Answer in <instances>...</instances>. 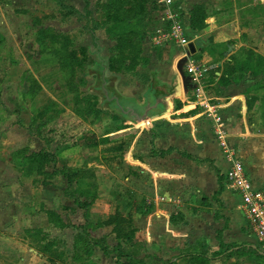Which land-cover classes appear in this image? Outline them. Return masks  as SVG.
<instances>
[{
	"label": "rangeland",
	"instance_id": "rangeland-1",
	"mask_svg": "<svg viewBox=\"0 0 264 264\" xmlns=\"http://www.w3.org/2000/svg\"><path fill=\"white\" fill-rule=\"evenodd\" d=\"M96 1L64 0L78 10L64 16L55 0H0V264H116V259L125 262L130 255L139 259L147 252L136 231L131 244L120 241L121 244L117 246V240L110 232L111 226L94 225L97 221L107 219L117 209L124 216L134 219L132 202L122 195L126 188L146 197L153 205L161 204L163 195L157 189L160 182H157L156 169L159 166L167 168L165 164L145 166L139 156L149 150L147 141L152 137L147 121L150 119L146 113L139 114L136 110L131 114L135 117L133 128L140 127L148 132L147 141L142 135L136 134V129L119 130L124 126L119 113H129L126 104L114 101L112 105L122 107L118 108L119 113L111 111L110 115L102 114L106 106L104 99L92 89L99 83L98 75L93 72L103 69L106 76L110 75L106 70V59L115 41L107 36L104 28L95 29V37L89 31L94 21H99L104 15V10ZM175 1V6L184 2L187 9L202 4L205 11L207 8L203 3L210 2ZM244 2L246 5L242 7ZM217 3L220 8L218 12L222 11L227 16L236 13L232 9L235 6L240 12V18L234 26V31L240 33V39L229 41L230 45H236L235 42L239 40L243 43L240 46L241 56L247 51L250 61L261 62L264 59V0H219ZM16 9L22 11L17 12ZM160 23L161 14L159 11L154 12L148 31H153ZM39 27H49L55 32L66 34L75 47L85 48L87 60L83 69L75 73V79L78 83L80 77L85 78V85L80 86V95L90 94L89 102L75 104L74 92L66 85L68 75L60 67L58 56L49 54L50 50L47 54L40 52L42 46L36 40ZM101 29L105 33L98 36ZM189 37L200 46L201 53L209 52L212 55V62L219 60L221 55L211 47V38L206 40L195 34ZM142 38L141 46L146 37ZM184 60L185 56L179 63L182 71ZM261 69L264 71V61ZM255 71L250 69L246 73L253 75ZM115 74L117 89H120L119 84L134 80L144 84L130 72ZM30 78L37 79L40 87L33 97L26 94ZM189 86L186 89L188 96H191L189 90L192 88ZM88 104L101 109L100 112H78L79 107L81 110ZM44 110L43 116L31 124L33 116ZM115 126L118 129L112 128ZM87 130L97 136H107L109 141L95 148L72 144L80 140ZM45 138L50 139L48 147L51 150L65 143L72 145L57 154V169L66 166L92 169L94 176L78 184L77 181L68 183L63 173L51 176L21 175L13 154L24 146L37 151L47 146ZM136 140L139 147L136 152H132V144ZM208 165L201 167L209 168ZM148 168H152V172ZM47 169L49 172L53 170L52 167ZM141 169L145 171L141 172ZM173 188L180 189V186L174 184ZM217 188L218 185L215 186ZM58 219L63 222V226L58 225ZM103 236H106L103 244L110 253H104L101 246L94 242V239ZM12 239L31 246L29 252H33L36 261L33 262V256L29 260L30 255L26 253L24 260L17 262L23 259V252L13 249L15 245ZM150 256L152 260L160 258L156 253Z\"/></svg>",
	"mask_w": 264,
	"mask_h": 264
},
{
	"label": "crops",
	"instance_id": "crops-1",
	"mask_svg": "<svg viewBox=\"0 0 264 264\" xmlns=\"http://www.w3.org/2000/svg\"><path fill=\"white\" fill-rule=\"evenodd\" d=\"M198 2L193 0V3ZM217 2L219 0L203 3L208 15L205 27L200 30L190 27V8L187 9L184 2L177 4V11L188 37L195 34L206 40L211 38V47L221 55L219 60L212 62V55L201 53L200 46L189 37L196 48L194 54L199 55L198 61L207 68L204 94L224 123L228 143L241 159L253 186L264 190V119L259 108L261 99H264V71L248 62L244 64L250 53L244 51V56H241L243 43L239 40L236 45L229 43L240 39V33L234 31L240 18L238 7L232 8L236 11L234 15L227 16L222 11L218 12ZM242 5L245 7L246 3ZM100 32L98 36L105 33L104 29ZM110 44L109 40L108 46ZM141 51L142 58L131 75L144 84L134 80L119 84L120 89H117L116 74L112 80L115 90L128 99L121 103L126 104L129 113L121 115L117 111L121 106H106L105 103L106 108L102 112L106 116L111 111L118 112L124 121L123 128L119 130L136 129V134L147 141L148 132L140 127L133 128L132 124L135 119L132 114L136 110L139 114L146 113L152 137L147 141L149 150L139 156L145 166L165 164L167 167L156 169L157 182H160L156 185L162 192L163 202L154 205L150 212H135L133 219L137 237L147 249L141 259L150 261V254L156 253L160 257L157 258L159 264H264V247L258 243L246 220L240 196L225 185L224 176L229 163L215 138L212 119L196 103L194 85L189 82L192 90L188 96L183 83L179 63L185 56V49L174 45L155 47L147 35ZM184 64L183 71L188 76ZM250 69L257 71L247 75ZM222 75L231 79L229 84H218ZM178 103H182L180 107ZM194 108L196 111H191ZM112 128L118 129L116 126ZM138 147L136 140L132 144V152H136ZM205 164H209V168L201 167ZM148 169L152 172V168ZM174 184L180 189H174ZM172 213H179L175 222L170 221ZM12 240L13 249L23 252V259L17 262H22L26 253L30 255L29 260L33 256V262L36 261L33 252H29L31 246Z\"/></svg>",
	"mask_w": 264,
	"mask_h": 264
},
{
	"label": "trees",
	"instance_id": "trees-1",
	"mask_svg": "<svg viewBox=\"0 0 264 264\" xmlns=\"http://www.w3.org/2000/svg\"><path fill=\"white\" fill-rule=\"evenodd\" d=\"M56 3L60 6L62 14L64 16L72 15L78 10L64 2V0H55ZM88 1H86L87 3ZM96 4L104 10L103 18L99 21H94V25L89 29L92 37L94 36V30L97 28H104L107 36L115 41V44L109 49V57L106 59V70L110 75H105L104 71H96L94 74L98 75L99 83L94 85L92 89L97 92V96H101L104 99L106 106L111 105L114 101L125 102L128 101L127 98L121 96L114 88L112 80L115 79L113 75L117 72H130L133 74V70L138 62L142 58L141 51V40L142 37H146L150 34L147 27L152 20V15L154 12L159 11L161 14L163 11V6L158 3L157 0H97ZM176 9L179 7L176 5ZM17 12L22 10L16 9ZM90 14V11H87ZM206 11L202 4H195L189 9L190 22L189 25L192 29L200 30L205 27V19L207 17ZM37 20V18H35ZM161 24V23H160ZM36 40L40 43L41 53L47 54V51L50 53L56 54L60 61V67L63 70H66L68 75L66 85L69 90L74 92V102L76 105H79L81 101L89 102L88 97L90 94L82 93L80 95V86L85 85V78L80 77L79 82L77 83L75 79V73L80 72L83 69L85 62L87 60V54L85 48H77L73 44L72 40L66 34L55 32L49 27H39L36 33ZM250 55V54H249ZM249 55L246 56V61L248 64L256 66L257 69H261V62L253 63L248 60ZM197 54H193L192 57L198 60ZM242 64V62H241ZM240 65V64H239ZM214 72H212V75ZM230 75V74H229ZM228 75V76H229ZM230 78L222 75L219 80V85H227L230 82ZM110 81V84L108 83ZM39 82L35 78L29 79L28 90L26 94L33 97L37 90L39 89ZM110 97V99H108ZM114 97V98H113ZM113 98V99H112ZM106 99V100H105ZM182 103H178V107ZM260 111L262 118L264 119V99H261L260 102ZM101 110V109H100ZM99 109L88 104L85 107L78 108L80 113H89L94 111L95 114L100 112ZM39 113L36 116H33L31 124L36 123L43 116L44 112ZM191 111H196L194 108ZM46 145L41 147L37 151H32L28 147L24 146L15 151L13 158L18 163V170L23 176H30L32 174H48L51 176L55 173H63L64 177L67 179L68 183L77 181L78 184H81V180L85 181L86 178H92L94 172L92 169L78 168L72 169L70 167H62L57 169L55 166L57 160V154L64 150L71 144L65 143L63 145H58L54 150H51L48 147V142L50 139L45 138ZM108 142V137H98L94 132L87 130L81 135V139L75 141L72 144L82 145L87 148H95L101 144ZM152 153H155L152 150ZM162 153V152H161ZM53 168L51 172L47 168ZM122 195L130 198L131 204L135 212H150L154 205L146 197L139 195L135 191L126 188ZM76 202L79 204L77 199ZM86 204V203H85ZM83 206V202L80 203ZM177 214L170 215V221L175 222L177 220ZM57 218V216H55ZM58 225L63 226V222L58 219ZM52 221V219H50ZM96 227L101 226H111V233L114 238L117 240L116 245L121 244L120 241H124L126 244H131L133 242L136 227L134 226L131 216H124L119 209L115 213L109 215L107 219L102 221H97L94 224ZM61 226V227H62ZM106 236H103L99 239H94V242L98 243L104 253H110L106 245H104V240ZM115 245V247H116ZM116 264H159L157 259L147 260V259H135L131 255L127 257V261L121 262L119 259H116ZM169 261H167L168 263Z\"/></svg>",
	"mask_w": 264,
	"mask_h": 264
},
{
	"label": "built area",
	"instance_id": "built-area-1",
	"mask_svg": "<svg viewBox=\"0 0 264 264\" xmlns=\"http://www.w3.org/2000/svg\"><path fill=\"white\" fill-rule=\"evenodd\" d=\"M163 6L161 13L162 26L156 27L149 35L151 44L164 48L170 45L185 49V70L189 82L194 85L193 92L196 103L211 117L215 138L229 163L224 180L228 189L236 192L241 199L246 220L258 243L264 247V190L255 188L247 175L241 159L227 140V131L221 118L216 114L215 106L210 104L204 94L203 81L207 68L189 53L188 37L185 25L179 17L175 0H157Z\"/></svg>",
	"mask_w": 264,
	"mask_h": 264
},
{
	"label": "water",
	"instance_id": "water-1",
	"mask_svg": "<svg viewBox=\"0 0 264 264\" xmlns=\"http://www.w3.org/2000/svg\"><path fill=\"white\" fill-rule=\"evenodd\" d=\"M187 46H188V49H189V53H190V54H194V53L196 52V48H195V45H194V42H193V41H190V42L188 43ZM185 61H186V57H185L184 62H185ZM179 70H180L181 75H182L183 83H184V85H185V87H186L187 85L190 84V83H189V77L183 73V71H182V69H181V66H179Z\"/></svg>",
	"mask_w": 264,
	"mask_h": 264
}]
</instances>
